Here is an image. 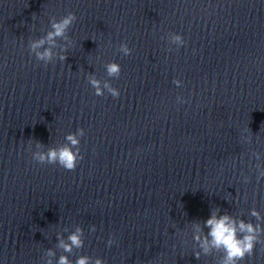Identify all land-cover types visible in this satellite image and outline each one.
Returning a JSON list of instances; mask_svg holds the SVG:
<instances>
[{
  "label": "clouds",
  "instance_id": "1",
  "mask_svg": "<svg viewBox=\"0 0 264 264\" xmlns=\"http://www.w3.org/2000/svg\"><path fill=\"white\" fill-rule=\"evenodd\" d=\"M77 17L75 13L68 12L65 16L57 20L52 17L50 20L51 30L47 31L46 35L39 39L31 40L29 42L30 53L35 56L38 61L43 62L45 65L53 62L57 58L60 61H65L67 56L62 54L66 53L68 48L64 46L61 53L53 51L57 47V40H66L68 45L72 44L71 39L68 36V30L76 21ZM170 44H174L177 47H182L185 43L183 37L180 34H169ZM47 45V46H46ZM171 50V49H169ZM124 56H129L132 53V49L129 48L127 43H121L118 49ZM107 75L112 78H119L121 74V66L116 62H110L105 65ZM89 84L94 88L96 96H103L104 91L114 98L120 96V91L113 87L109 81L101 82L94 75L88 76ZM173 83L179 87L182 82L180 80H174ZM178 101L182 102V98L178 97ZM84 129H78L76 133L68 134L65 139L66 144L60 147H51L46 151L41 150L44 145L37 142L36 151L32 152V159L39 164H51L59 165L67 171H74L83 157L80 154V138L84 136ZM31 151V146H29ZM259 159V154H257ZM264 177V171H260L258 179ZM247 182V181H246ZM219 209L213 210L209 218L204 222L203 228H207L206 235L201 236L199 233L203 232V228L199 223L194 224L196 235L193 239L198 243L200 252H197L196 258H200L201 252L204 255H210L213 251L219 252L221 259L218 264H240L246 257H250L254 254V250L257 244H264V227L261 223H252L245 221L244 219H237L233 216L225 213L218 215ZM250 215L257 221L264 220L261 214L252 209ZM95 231V227L92 229ZM83 229L77 228L76 231L70 233L67 236V240L58 236L57 247L61 248L64 253L72 254L73 249H81L84 246ZM114 243L113 239H109L108 246ZM46 255L50 257L46 261V264H53L51 258L56 257V253L53 249H48ZM55 264H73V261L69 259V255H60L55 260ZM75 264H104V261L100 258H96L94 261L91 257L86 255H80L75 260Z\"/></svg>",
  "mask_w": 264,
  "mask_h": 264
}]
</instances>
